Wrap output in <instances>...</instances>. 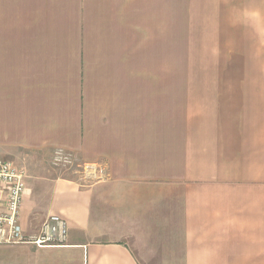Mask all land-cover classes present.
Returning <instances> with one entry per match:
<instances>
[{"label": "crops", "instance_id": "1", "mask_svg": "<svg viewBox=\"0 0 264 264\" xmlns=\"http://www.w3.org/2000/svg\"><path fill=\"white\" fill-rule=\"evenodd\" d=\"M0 160L68 224L0 264H264V0H0Z\"/></svg>", "mask_w": 264, "mask_h": 264}, {"label": "built area", "instance_id": "2", "mask_svg": "<svg viewBox=\"0 0 264 264\" xmlns=\"http://www.w3.org/2000/svg\"><path fill=\"white\" fill-rule=\"evenodd\" d=\"M56 161L72 164V157L62 151ZM26 171L12 161L0 160V245H33L39 249L66 244L68 224L58 215L49 216L38 234L27 237L21 224V211L26 193Z\"/></svg>", "mask_w": 264, "mask_h": 264}, {"label": "rangeland", "instance_id": "3", "mask_svg": "<svg viewBox=\"0 0 264 264\" xmlns=\"http://www.w3.org/2000/svg\"><path fill=\"white\" fill-rule=\"evenodd\" d=\"M64 153V152H63ZM64 155H68L64 153ZM71 156V155H68ZM56 154H54L50 160V167L53 170L55 176L69 178L72 180H81L82 177H85L86 169L83 166H80L79 162L75 160L74 157H72V164L70 165H64V163H59L55 159ZM95 177L91 176V180H93ZM83 182V180H82Z\"/></svg>", "mask_w": 264, "mask_h": 264}]
</instances>
